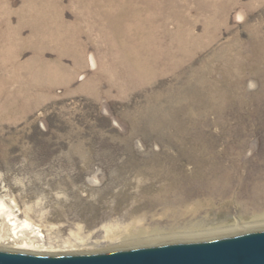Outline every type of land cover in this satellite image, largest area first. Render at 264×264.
I'll return each instance as SVG.
<instances>
[{"label":"rangeland","instance_id":"rangeland-1","mask_svg":"<svg viewBox=\"0 0 264 264\" xmlns=\"http://www.w3.org/2000/svg\"><path fill=\"white\" fill-rule=\"evenodd\" d=\"M29 1L0 0L1 250L264 230L146 240L264 220V0H154L146 20H125L146 21L141 67L97 0Z\"/></svg>","mask_w":264,"mask_h":264},{"label":"water","instance_id":"water-1","mask_svg":"<svg viewBox=\"0 0 264 264\" xmlns=\"http://www.w3.org/2000/svg\"><path fill=\"white\" fill-rule=\"evenodd\" d=\"M0 264H264V230L95 254H40L0 249Z\"/></svg>","mask_w":264,"mask_h":264},{"label":"bare ground","instance_id":"bare-ground-1","mask_svg":"<svg viewBox=\"0 0 264 264\" xmlns=\"http://www.w3.org/2000/svg\"><path fill=\"white\" fill-rule=\"evenodd\" d=\"M38 1V0H37ZM137 4L134 3V0H97V3L100 5L101 7L105 6L106 9L100 8V12L101 14H105L106 18L108 19V21L110 22V28L112 27L114 29L115 34L118 36L119 41L121 42V46H123L124 49H126L124 51V53L127 54V60L131 61L132 63L136 64V66H140L142 64V58L141 55H138L140 53H136L135 51L137 50L138 47H134L133 44H136L134 41L135 39L138 38L139 36V27H136V25L138 24H143L144 22L146 23V21L142 22V23H134L131 27L129 25L126 26L125 24V20L127 18H130L129 22L133 21H142V20H146L147 18L143 17V13L146 9L150 8L149 6L154 3V0H136ZM144 4V7H142L140 5V3ZM38 2H36V0L33 1H29L28 4L26 5V8H29L31 10L37 11V4ZM25 6V5H24ZM44 7V6H43ZM44 9V8H43ZM150 10V9H149ZM6 12V10H5ZM53 14V13H52ZM103 14V15H104ZM11 15V14H10ZM62 15V14H61ZM63 16V15H62ZM60 17V16H59ZM97 18V17H96ZM149 19V18H148ZM27 20V19H26ZM44 22V21H43ZM102 23V21H100ZM150 22V21H149ZM100 23V24H101ZM121 23V25H120ZM123 26V27H122ZM134 26V28H132ZM42 29V28H41ZM133 30H135L133 32ZM144 30V29H143ZM101 31V30H100ZM108 32V31H107ZM20 31L19 29L15 28L14 32H13V36L15 37V39L18 37ZM33 33V32H32ZM47 33V32H46ZM56 33L61 34L60 31H56ZM33 35V34H32ZM193 35V34H192ZM79 36V35H78ZM142 36V35H140ZM179 37V36H178ZM57 38V37H56ZM46 39V38H45ZM127 39L132 40V43H129L127 41ZM139 39V38H138ZM177 40V39H176ZM21 42V41H20ZM19 42V43H20ZM57 43V42H56ZM53 44V43H52ZM59 44V43H58ZM54 45V44H53ZM144 46V44H143ZM55 47V46H54ZM141 47V46H140ZM138 48L139 51L141 50V53L143 51H145L143 48ZM146 48V47H145ZM62 49V48H61ZM134 50V52H133ZM148 50V49H147ZM133 52V53H132ZM147 53V56L145 57L146 59H149L148 57V52L145 51V54ZM144 54V53H143ZM13 59V62H16L17 60V55H13L11 56ZM9 59V58H8ZM130 62V64H131ZM148 62V61H147ZM12 63V62H11ZM9 64V63H8ZM2 65V64H1ZM6 67V66H5ZM19 67V66H18ZM143 67V66H142ZM2 68V67H1ZM2 74V73H1ZM122 75V74H121ZM4 85V84H3ZM17 87V86H16ZM18 91L16 92V90L13 92L10 100L8 101L7 104H5L3 106V114H5V112H11V111H16L17 109V104H18V100H19V95H18ZM1 107V106H0ZM0 216H1V211H0ZM264 218H262L263 220ZM16 224V223H14ZM188 225V224H187ZM196 226V225H195ZM256 229V226H260V227H264V220L263 221H258L255 222L254 224L251 225H245V226H240V225H235V227L232 228H225V229H212V230H208V231H196V230H185L184 232H180V233H173L171 235H158V236H152L151 238H148L146 240L150 241V240H155V243H168V242H174V241H180V240H197V239H208L207 237H221V236H228L230 234H235L236 232H247L246 230H249L250 228L254 227ZM17 227V226H16ZM15 227V228H16ZM10 229V228H9ZM7 224L3 225V232L1 234L0 238H5L6 235L4 234H8L7 231H9ZM11 231V235L13 236L12 240H15L16 237H19V233L17 231ZM12 238V237H11ZM3 241V239L0 241V243ZM138 241V240H136ZM166 241V242H165ZM198 241V240H197ZM7 244V243H6ZM3 245V244H2ZM39 245H36L35 243H29V242H25L22 245H12L10 247H13L12 249H10L11 251H19V252H28V253H40V251H44L45 249H41V250H37ZM35 251V252H34ZM44 254V253H42ZM47 254V253H46Z\"/></svg>","mask_w":264,"mask_h":264}]
</instances>
